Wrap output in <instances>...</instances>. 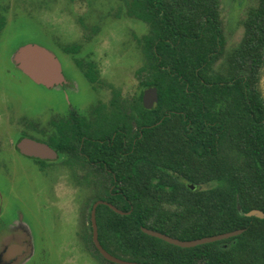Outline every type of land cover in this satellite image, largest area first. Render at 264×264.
<instances>
[{
	"label": "trees",
	"instance_id": "16d2710c",
	"mask_svg": "<svg viewBox=\"0 0 264 264\" xmlns=\"http://www.w3.org/2000/svg\"><path fill=\"white\" fill-rule=\"evenodd\" d=\"M257 12L250 11L246 38L218 73L226 52L220 0H119L117 19L143 21L148 31L135 36L142 91L130 98L114 89L109 103L97 104L100 119L90 126L92 136L119 127L118 137L130 141L120 145V191L93 197L130 212L97 209L99 239L112 254L147 264H264V218L245 214L264 211V98L245 81L249 61L263 57L255 48L253 30H264ZM66 49L81 52L79 44ZM76 61L99 90L98 65ZM152 86L159 101L148 109L143 95ZM107 107L116 110L102 114ZM142 226L183 240L244 232L184 248Z\"/></svg>",
	"mask_w": 264,
	"mask_h": 264
},
{
	"label": "rangeland",
	"instance_id": "374dc122",
	"mask_svg": "<svg viewBox=\"0 0 264 264\" xmlns=\"http://www.w3.org/2000/svg\"><path fill=\"white\" fill-rule=\"evenodd\" d=\"M220 2L226 52L215 65L218 73L224 70L228 53L239 46L245 36L244 21L249 10L245 0ZM24 4L25 7L19 10L18 22L11 23L0 37V95L7 96L5 102L15 110L14 113H0V122L5 124L3 127H16L22 116L18 112L23 113L25 123L33 121L47 125L52 119L51 115L60 109L69 106L83 109L98 101L109 103L114 89L121 90L124 97H138L143 88L136 72L143 60L134 48L135 36L145 34L148 25L137 19H117L115 14L118 12L119 0H26ZM81 22L87 25V30ZM29 44L40 45L55 54L62 64L66 78L63 85L45 87L13 64V53L19 47ZM63 44H82L80 57L86 62L96 63L100 68L99 90L93 87L77 67L73 55L62 49ZM3 105L0 102V109ZM14 142V139H10L11 145ZM2 153L16 157L10 164L12 175H0V193L3 194L0 196V217L9 219L8 215L16 210V217L21 216L22 219L23 214L25 221H31L36 227H40L41 216L38 211L41 209L38 208L43 201L44 188L41 178L30 166L28 159L20 156L14 148L7 147ZM89 201L91 205L93 195H89ZM88 212L87 209V220ZM60 220L62 222L59 226L72 224V233L70 228L65 233L74 234L75 213L65 210ZM53 224L52 222L49 226ZM68 245L65 241H37L36 249L37 252H42L45 248L48 263L59 264L62 251H71ZM78 264L98 263L79 260Z\"/></svg>",
	"mask_w": 264,
	"mask_h": 264
},
{
	"label": "flooded vegetation",
	"instance_id": "af4514ba",
	"mask_svg": "<svg viewBox=\"0 0 264 264\" xmlns=\"http://www.w3.org/2000/svg\"><path fill=\"white\" fill-rule=\"evenodd\" d=\"M25 1L0 0V37L11 23L18 22L19 10L25 7ZM245 3L249 8L248 15L253 8L257 7V17L264 25V1L245 0ZM255 31L253 30L257 36L256 39H258L255 48H262L263 57L261 60L249 61L247 70H245V81L256 88L264 98V42H261L264 40V30H262L260 36ZM247 34L248 30L245 27V38ZM71 45L74 44H63L62 49L66 51V48ZM79 45L82 49V44ZM19 49L20 47L13 53L12 62L19 70L27 74L21 68V63L14 59L15 53ZM71 55H73L76 65L77 59H82L83 63H86L80 57V54ZM65 82L66 78L64 76V80L60 85ZM6 97L0 95V102L4 104L3 108L0 109V113H14L15 110L9 106L8 102H5ZM97 104L83 109L74 106L60 109V111L51 115L52 119L47 125H41L33 121L25 123V117L21 112L18 113L22 116L19 117L16 127H12V129L3 127L5 124L0 122V175L3 173L12 175L13 173L10 164L14 162L16 156L2 153L7 147H11L20 156L28 159L30 166L39 175L44 185L43 198L41 199L43 201L38 208L41 209L38 211L39 216H41L40 227H36L31 221H25V216L21 211L18 213L22 214L24 217L22 219L21 216L16 217V210L13 211V214L8 215L10 216L9 219L0 217V264H49L45 248L42 252H37V241L44 243L65 241L69 243L68 249L70 248L71 251H62L59 264H78L79 260L86 263L97 261L98 264L109 262L114 264V262L107 260L96 246L92 224V210L97 201L107 202L99 205L109 206V204H114L106 199H97L90 205L89 195L94 197L98 194L105 195L107 192L115 194L120 191L116 185L121 167L120 145L122 142L128 144L130 141L127 139L121 140L118 137L121 132V128L118 126L115 131L106 132L101 129L96 136L90 134V126L93 125L91 123L100 119ZM18 109H20L19 106ZM115 110L113 107H107L102 109V114L105 112L111 114ZM131 135H136V127ZM10 139L15 140L14 145L10 144ZM22 139H32L48 145L53 154L48 157L25 154L19 145ZM96 142H98V145ZM95 149L96 155H92ZM1 195L3 194L0 193ZM109 207L113 209L111 206ZM87 209L89 211L87 214L88 220L85 213ZM65 210H71L76 215V220L73 222L75 225L74 234L68 235L65 233L69 228L70 233H72V224L59 226ZM123 212L125 214L130 213ZM52 222L54 224L49 226ZM90 225L92 226L91 230ZM66 253L68 255H64Z\"/></svg>",
	"mask_w": 264,
	"mask_h": 264
},
{
	"label": "water",
	"instance_id": "95a60500",
	"mask_svg": "<svg viewBox=\"0 0 264 264\" xmlns=\"http://www.w3.org/2000/svg\"><path fill=\"white\" fill-rule=\"evenodd\" d=\"M14 59L21 63V68L29 75L36 83L41 84L45 87L51 88L55 85H60L63 80V69L61 62L56 58L55 54L48 49L40 46L29 44L20 47V49L15 53ZM159 101V91L156 86L149 87L145 89L143 96L144 106L148 109L155 107ZM20 149L25 154L28 155H40V156H51L53 154L52 149L43 143L37 142L32 139H22L19 143ZM195 189L194 185H191ZM107 203L105 201H97L92 210V224L94 230V241L98 249L101 251L103 256L114 263L117 264H146L141 262H134L119 258L111 254L107 249L103 247L99 240L98 224H97V208L99 204ZM115 211L125 214L122 210L118 209L116 206L109 204ZM241 209V205H238ZM247 216H256L264 218V211L260 209H253L245 213ZM142 230L157 238L163 239L171 244L181 246L184 248L195 247L201 244H207L223 239H228L234 236H238L244 232V229L233 230L230 232H225L221 234H215L211 236H205L201 238L183 240L170 236L169 234L163 233L158 230H154L148 227L142 226Z\"/></svg>",
	"mask_w": 264,
	"mask_h": 264
}]
</instances>
